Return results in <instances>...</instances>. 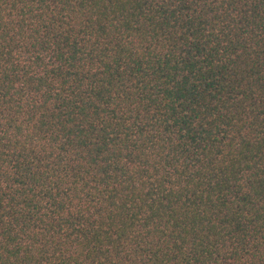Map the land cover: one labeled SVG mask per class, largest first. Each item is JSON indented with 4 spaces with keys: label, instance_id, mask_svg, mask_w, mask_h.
<instances>
[{
    "label": "trees",
    "instance_id": "16d2710c",
    "mask_svg": "<svg viewBox=\"0 0 264 264\" xmlns=\"http://www.w3.org/2000/svg\"><path fill=\"white\" fill-rule=\"evenodd\" d=\"M0 264H264V0H0Z\"/></svg>",
    "mask_w": 264,
    "mask_h": 264
}]
</instances>
